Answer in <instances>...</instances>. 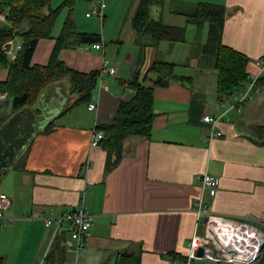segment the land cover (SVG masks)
Segmentation results:
<instances>
[{
  "label": "crops",
  "instance_id": "0c3cea01",
  "mask_svg": "<svg viewBox=\"0 0 264 264\" xmlns=\"http://www.w3.org/2000/svg\"><path fill=\"white\" fill-rule=\"evenodd\" d=\"M100 1L101 17L93 13ZM138 3L75 0L61 10L50 36L38 41L31 64L46 65L64 21L70 18L74 31L98 35L103 46L96 50L83 44L62 50L67 67L101 73L113 66L115 75L102 73L90 100L74 106L67 78L45 88L59 95L50 106L53 116L31 136L13 164L0 172V192L8 201L0 220L3 264H44L55 239L40 214L67 212L80 201L93 216L90 234L77 257L66 249L69 225L58 230L57 235L65 231L62 264H116L122 253L138 256L139 264H184L188 240L195 231L203 234L206 229L205 214L197 222L199 199L215 214L264 220V145L256 139V128L264 126V69L252 99L240 112L230 109L242 87L230 97L218 98L214 59L201 53L207 24L187 21L200 3L222 6V44L248 58L247 73H256L257 60L264 56V0H163L152 6L151 16L169 26L185 27L186 35L182 42L161 41L156 46L132 26ZM11 45L10 55L19 40ZM156 60L174 65V77L165 86H154L151 76L145 77ZM7 75L8 69L0 66V82ZM135 75L138 82L153 87L152 131L149 138L128 137L115 161L101 145L91 147L90 138L95 128L112 123L120 102L133 97L128 83ZM100 79L106 90L100 88ZM4 98L0 94V101ZM89 103L96 109H88ZM206 114L218 118L215 131L220 136L210 138L211 128L202 120ZM48 124L50 130L45 131ZM239 125L249 134L240 133ZM205 173L217 178L216 187L201 186L199 178ZM193 264L232 263L199 259Z\"/></svg>",
  "mask_w": 264,
  "mask_h": 264
},
{
  "label": "trees",
  "instance_id": "16d2710c",
  "mask_svg": "<svg viewBox=\"0 0 264 264\" xmlns=\"http://www.w3.org/2000/svg\"><path fill=\"white\" fill-rule=\"evenodd\" d=\"M54 0H0V12L6 14V23H0V66L8 69L5 81L0 82V94L7 96L6 105L11 111L0 119V126L15 112L32 107L39 94L50 84L67 78L70 93L75 95L71 106L87 103L96 87L99 71L80 73L67 67L60 57L62 50L75 45L99 43L96 34L74 31L70 18H66L60 35L46 65L31 64L33 52L38 41L50 36L55 20L64 7L71 6L75 0H61L52 7ZM163 0H139L132 19V26L138 35H147L151 44L156 46L161 41L182 42L185 40V27L169 26L151 16V8L161 4ZM225 10L222 6L200 3L187 21L197 26L207 24V40L202 45L201 53L214 59L217 74L216 92L219 99L230 97L241 90L240 82L248 73V58L236 50L222 44V31ZM19 40V48L14 54L5 52L6 44ZM172 63L156 60L148 70L154 86H165L174 77ZM181 81L187 79L180 78ZM261 79L258 80V83ZM134 90L133 97L119 104L111 124L102 125L97 129L103 132L99 140L107 152L108 158L117 161L123 154L124 141L128 137L149 138L154 121L153 87H146L138 82L135 75L128 83ZM1 108V105H0ZM50 124L45 131L50 130ZM256 139L264 145V126L256 128ZM3 171L0 169V172ZM65 232V231H64ZM64 232L53 238L51 251L45 255L44 264H62L65 249L62 246ZM0 264L3 259L0 257ZM116 264H139V257L132 253H122L117 257ZM255 264H264V248Z\"/></svg>",
  "mask_w": 264,
  "mask_h": 264
},
{
  "label": "built area",
  "instance_id": "2783aa9c",
  "mask_svg": "<svg viewBox=\"0 0 264 264\" xmlns=\"http://www.w3.org/2000/svg\"><path fill=\"white\" fill-rule=\"evenodd\" d=\"M103 2L93 10V13L102 16ZM89 14H87L88 16ZM0 23H6V14L0 12ZM103 46L102 41L92 44L96 50ZM19 46H17V49ZM259 71L250 73L240 82L242 91L235 96L234 103L230 109L240 112L246 101L251 100L253 94L259 90L260 71L264 69V56L257 60ZM106 72L109 75H115L113 66L102 68V73ZM100 88L107 89V86L100 79ZM88 109H96L95 103H89ZM204 123L211 128L210 138L220 136V131H215L218 124V118L208 114L202 117ZM103 137V132L95 128L90 138V146L99 145V140ZM201 186L216 187L218 184L217 178L208 174H203L199 178ZM8 205L7 196L0 192V220L4 219V210ZM195 212L197 214V222L200 221L201 214L206 215L207 223L203 234L195 231L187 242V253L185 255L184 264H193L194 260L207 259L212 261H220L232 264H255L261 255L264 246V220L252 216H242L239 218H230L227 216L215 214L206 208L202 199L198 200ZM45 228L53 229L52 238L56 232L65 224L69 225L71 230V239L66 241V249L69 252L75 253L78 257L79 253L84 251L85 239L90 234L93 216L84 206L83 201H80L76 207L70 211L55 214L50 210L48 214H40ZM210 225L215 227L217 236L210 232ZM202 248V256L197 255L198 249ZM227 249L231 251L228 252ZM238 256V257H236ZM172 264H175L172 261Z\"/></svg>",
  "mask_w": 264,
  "mask_h": 264
},
{
  "label": "water",
  "instance_id": "95a60500",
  "mask_svg": "<svg viewBox=\"0 0 264 264\" xmlns=\"http://www.w3.org/2000/svg\"><path fill=\"white\" fill-rule=\"evenodd\" d=\"M11 43L6 44L5 52L11 51ZM59 95L54 92L53 88L49 87L43 90L32 107H24L15 112L4 124L0 126V169L9 168L31 136L38 131L45 120L53 114L51 112V104H56ZM53 109V107H52ZM240 133L247 135L249 130L244 126H237ZM210 232L217 236V232L213 225H210ZM264 247V246H263ZM230 252V249H227ZM202 248L198 249L197 255L202 256ZM238 257V256H236Z\"/></svg>",
  "mask_w": 264,
  "mask_h": 264
},
{
  "label": "rangeland",
  "instance_id": "374dc122",
  "mask_svg": "<svg viewBox=\"0 0 264 264\" xmlns=\"http://www.w3.org/2000/svg\"><path fill=\"white\" fill-rule=\"evenodd\" d=\"M59 1L61 0H54L52 2V7H55ZM76 13V8L74 9V14ZM205 30L203 29V34H205ZM199 38L202 37V33L199 32ZM6 99H7V96H5V98L3 100L0 101V104H1V108H0V116H4L5 114L9 113L11 111V109L9 108L8 105H6Z\"/></svg>",
  "mask_w": 264,
  "mask_h": 264
}]
</instances>
